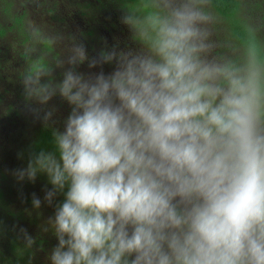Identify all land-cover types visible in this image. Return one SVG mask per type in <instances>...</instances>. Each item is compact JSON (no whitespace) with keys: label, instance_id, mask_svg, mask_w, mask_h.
Instances as JSON below:
<instances>
[{"label":"clouds","instance_id":"9594fccd","mask_svg":"<svg viewBox=\"0 0 264 264\" xmlns=\"http://www.w3.org/2000/svg\"><path fill=\"white\" fill-rule=\"evenodd\" d=\"M120 22L130 43L95 56L73 40L31 59L59 38L24 33L21 83L53 149L13 175L47 176L36 210L63 196L50 264H264V0H124Z\"/></svg>","mask_w":264,"mask_h":264},{"label":"trees","instance_id":"16d2710c","mask_svg":"<svg viewBox=\"0 0 264 264\" xmlns=\"http://www.w3.org/2000/svg\"><path fill=\"white\" fill-rule=\"evenodd\" d=\"M221 2L227 5L228 0ZM123 3L124 0H0V264H50V253L58 241L50 230L44 231V226L54 215L55 205L63 200L58 195L52 206L43 203L36 210L32 196L43 199L44 190L51 187L47 176L39 175L34 183H19L13 175L16 169L27 166L31 150L53 149L51 129H46L32 111L41 106L29 105L21 83L29 63L22 48L25 30L34 26L49 38H59L51 52L41 46L31 53V59L46 56L52 60L66 53L73 40L83 42L89 55L95 56L117 41L122 47L130 43L129 30L119 32L125 26L120 22ZM79 70L89 71L87 64ZM61 71L56 68L53 75L60 79ZM104 71L111 72L112 66L104 65ZM51 108L56 109L52 126L63 130L71 107L54 97L45 110ZM21 229L34 239L31 248L25 247Z\"/></svg>","mask_w":264,"mask_h":264},{"label":"rangeland","instance_id":"374dc122","mask_svg":"<svg viewBox=\"0 0 264 264\" xmlns=\"http://www.w3.org/2000/svg\"><path fill=\"white\" fill-rule=\"evenodd\" d=\"M121 31H124L126 33L128 32L127 31V28L125 26H123V27L120 28L119 32H121ZM116 34H119V33L117 32Z\"/></svg>","mask_w":264,"mask_h":264}]
</instances>
